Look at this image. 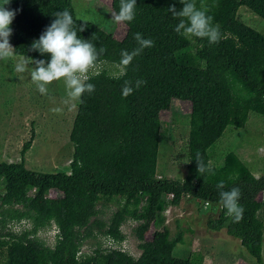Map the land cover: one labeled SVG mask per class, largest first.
Wrapping results in <instances>:
<instances>
[{
  "label": "trees",
  "instance_id": "1",
  "mask_svg": "<svg viewBox=\"0 0 264 264\" xmlns=\"http://www.w3.org/2000/svg\"><path fill=\"white\" fill-rule=\"evenodd\" d=\"M120 0H110L112 13ZM135 19L122 23L127 37L121 42L90 22L75 18L71 0H12L17 11L11 23L13 54L32 60H49L31 50V44L54 19L67 9L80 38L94 44L101 54L95 66L120 69L110 75L104 69L90 76L95 91L77 101L68 140L72 147L69 173H43L24 166V154L32 146L34 133L22 143L17 163L0 162V264H200V256L179 259L172 255L182 244L181 234L169 237L157 216L168 207L178 206L182 197L218 207L204 226L239 242L255 261L262 263L264 173L253 176L241 161L228 153L222 166H208L213 144L227 127L241 129L249 113L264 117V36L236 18L245 8L264 20V0H196L207 9L219 26L220 41L186 38L175 32L178 18L168 11L182 8L179 0H136ZM79 27L84 31L79 32ZM151 39L154 46L135 57L126 72L119 66L121 50L138 47L134 34ZM133 82L134 91L122 98L124 81ZM145 83L135 88V82ZM190 105L186 141V174L182 180L157 178L159 108L169 100ZM205 171L197 173V158ZM240 189L243 216L239 221L219 203L216 188ZM61 194V214L43 211L49 191ZM32 191V195L28 193ZM118 197L121 206L108 220L96 219L100 199ZM36 203V205H33ZM127 220L137 222L133 234L143 240L152 230L141 254L133 258L119 249H93L79 255L82 243L102 235L112 243L123 240L119 227ZM25 221L28 229L18 233L6 230L9 224ZM54 222L57 230L52 247L38 239L37 233ZM5 230V232H4Z\"/></svg>",
  "mask_w": 264,
  "mask_h": 264
},
{
  "label": "rangeland",
  "instance_id": "2",
  "mask_svg": "<svg viewBox=\"0 0 264 264\" xmlns=\"http://www.w3.org/2000/svg\"><path fill=\"white\" fill-rule=\"evenodd\" d=\"M12 0L5 7L10 9ZM5 0H0L4 4ZM75 18L94 24L103 32L118 41L127 37V28L122 23L113 21L110 0H71ZM236 18L245 26L264 36V20H261L245 8H238ZM11 27V25H10ZM12 45V35L10 37ZM25 57L13 53L0 59V162L17 163L19 151L28 137L30 130L34 133L31 148L24 154V166L31 171L69 173L72 147L68 134L75 116L76 103L64 105L66 99L63 80L53 82L47 95H41L26 73H16L15 64ZM33 67V65H29ZM110 75L120 73L119 68L110 65L94 66L88 74L100 69ZM61 107L59 114L51 109ZM190 105L188 102L169 100L159 108V128L155 175L157 178L182 180L186 174V141L188 134ZM233 153L248 171L255 177L264 173V117L249 113L241 129L227 127L221 137L213 144L209 167L222 166L226 154ZM261 176V175H260ZM0 179V193H2ZM32 191L28 193L32 195ZM61 194L49 191L43 211L56 216L61 214ZM264 205V191L259 195ZM122 204L118 197L100 199L97 202L96 219L107 221L111 214ZM36 205V203H33ZM218 207L210 206L190 197H182L178 206L168 207L157 216L160 227H165L172 238L181 234L182 244L175 245L172 255L175 258H192L200 256V264H256L241 248L239 242L224 234L223 231L206 230L204 223L208 216H215ZM138 225L131 220L125 221L119 230L123 235L120 243H112L100 234L85 240L78 254H89L93 249H119L133 258L143 251L140 245L146 243L152 232L149 229L139 241L133 234ZM29 224L21 221L9 224L6 230L18 233L28 229ZM5 232V230H4ZM56 235L54 222L48 228L37 233L38 239L52 247ZM261 258L264 264V233L261 246ZM3 256L0 255V263ZM196 264V262H195Z\"/></svg>",
  "mask_w": 264,
  "mask_h": 264
},
{
  "label": "clouds",
  "instance_id": "3",
  "mask_svg": "<svg viewBox=\"0 0 264 264\" xmlns=\"http://www.w3.org/2000/svg\"><path fill=\"white\" fill-rule=\"evenodd\" d=\"M182 8L177 11L176 8L170 7L169 12L178 18V24L175 32L186 38L207 40L209 44H215L220 41V29L213 23V17L208 15L207 9H199L196 6V0H179ZM10 0H5L0 4V59L10 56L14 52L10 44L12 29L10 27L15 18L17 11L11 10L8 5ZM136 0H120L119 11L113 14V21L116 23H130L135 19ZM84 31L79 27V32ZM138 47L131 52L121 50L119 66L126 72L133 59L139 56L144 49L154 46L151 39H146L140 33H135L134 37ZM31 50L38 52L41 56H49L50 59L45 61L32 60L23 58L15 64V71L18 74H27L30 80L35 84L36 90L41 95H47L50 91V85L53 82L63 80L65 84L66 99L62 101L64 105H72L75 102L83 103L82 97L85 93L91 94L95 91V85L89 83V70L95 66L101 54L106 49L101 47L96 49L90 39L85 40L77 34V28L70 12L65 9L54 14V19L49 26L41 33L37 40L31 44ZM33 65V67H29ZM145 83L143 80L135 82V88ZM134 91L133 82L124 81L121 89L122 98H126ZM54 113H61L63 108L56 107L51 109ZM197 162V173H203L205 167L202 162ZM216 188L219 194V203L226 210V213L239 221L243 216V207L239 200L241 197L240 189L233 187L225 189L223 181L217 183ZM57 232V230H56Z\"/></svg>",
  "mask_w": 264,
  "mask_h": 264
},
{
  "label": "crops",
  "instance_id": "4",
  "mask_svg": "<svg viewBox=\"0 0 264 264\" xmlns=\"http://www.w3.org/2000/svg\"><path fill=\"white\" fill-rule=\"evenodd\" d=\"M260 175H262V174H260ZM260 175H259V176H260Z\"/></svg>",
  "mask_w": 264,
  "mask_h": 264
}]
</instances>
